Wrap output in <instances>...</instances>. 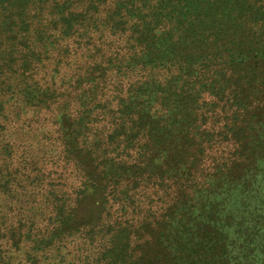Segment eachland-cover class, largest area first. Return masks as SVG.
<instances>
[{
    "label": "trees",
    "instance_id": "16d2710c",
    "mask_svg": "<svg viewBox=\"0 0 264 264\" xmlns=\"http://www.w3.org/2000/svg\"><path fill=\"white\" fill-rule=\"evenodd\" d=\"M0 264H264V0H0Z\"/></svg>",
    "mask_w": 264,
    "mask_h": 264
},
{
    "label": "rangeland",
    "instance_id": "374dc122",
    "mask_svg": "<svg viewBox=\"0 0 264 264\" xmlns=\"http://www.w3.org/2000/svg\"><path fill=\"white\" fill-rule=\"evenodd\" d=\"M54 254H55V252H54ZM54 254H53V255H54Z\"/></svg>",
    "mask_w": 264,
    "mask_h": 264
}]
</instances>
